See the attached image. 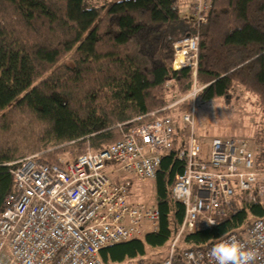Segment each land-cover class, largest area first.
Segmentation results:
<instances>
[{"label":"trees","instance_id":"obj_1","mask_svg":"<svg viewBox=\"0 0 264 264\" xmlns=\"http://www.w3.org/2000/svg\"><path fill=\"white\" fill-rule=\"evenodd\" d=\"M177 0H0V215L13 189L10 169L23 157L72 161L87 149L100 150L132 128L169 113L172 99L200 87L195 103L228 99L236 88L254 96L264 113V0H211L205 20L194 24ZM199 35L196 75L173 70V43ZM195 78V79H194ZM197 105V104H196ZM162 112V113H161ZM187 138L177 123L154 179L159 210L155 230L100 250L105 264L168 255L184 206L172 195L185 160ZM236 192L219 220L185 232L174 256L210 246L264 215L260 202ZM240 204V205H239Z\"/></svg>","mask_w":264,"mask_h":264},{"label":"built area","instance_id":"obj_2","mask_svg":"<svg viewBox=\"0 0 264 264\" xmlns=\"http://www.w3.org/2000/svg\"><path fill=\"white\" fill-rule=\"evenodd\" d=\"M210 7L211 0H190L186 16L198 24ZM198 41L195 32L173 43V70L191 67L196 75ZM194 88L200 89L195 82ZM192 90L162 110L177 106ZM189 101L181 119L193 129L196 103ZM151 114L153 120L103 149H87L75 160L41 161L36 153L17 161L10 169L13 189L0 215V264H105L102 248L155 230L159 210L154 196L150 202L131 199L126 175L154 180L164 151L172 145L174 118L168 112ZM200 151L191 133L178 152L185 166L172 185L173 197L184 206L183 219L168 255L149 264H215L212 247L233 238L258 253L256 264H264V215L210 246L184 249L178 259L174 256L182 235L215 224L222 211L231 209L236 192L264 206V167L258 166L247 138L214 136L208 159L200 160ZM107 163L112 167L104 169Z\"/></svg>","mask_w":264,"mask_h":264},{"label":"rangeland","instance_id":"obj_3","mask_svg":"<svg viewBox=\"0 0 264 264\" xmlns=\"http://www.w3.org/2000/svg\"><path fill=\"white\" fill-rule=\"evenodd\" d=\"M177 1L181 14L190 11V0ZM177 98L172 99L168 103L173 102ZM255 99L254 96H250L247 92L242 91L241 88H236L228 99L218 97L210 101L196 103L193 129L191 126L186 125L182 119L178 122L176 121V123L180 125V133L184 138H188L191 133H194L197 137L201 148L198 156L200 160L208 159L211 150V140L214 136L231 137L236 140L247 138L251 149L255 150L257 159H259L260 163L258 166L264 167V113L258 109ZM168 103L165 106H168ZM177 106L167 111L176 115L179 112ZM160 110L163 111L162 108ZM66 157V154H61L58 160H67ZM110 167L112 165L107 163L104 169ZM126 175L131 181V186L128 189L129 197L150 202L154 196V180L141 179L132 173H127ZM112 176H115V174H112ZM234 181L236 182V180ZM144 233L140 235L141 238ZM150 251L148 252L150 259L159 260L164 257L167 249L164 246ZM114 264H139V262L136 259H131Z\"/></svg>","mask_w":264,"mask_h":264},{"label":"clouds","instance_id":"obj_4","mask_svg":"<svg viewBox=\"0 0 264 264\" xmlns=\"http://www.w3.org/2000/svg\"><path fill=\"white\" fill-rule=\"evenodd\" d=\"M200 91V89L194 88L185 99L193 101L200 94ZM210 254L215 264H256L258 260V253L254 249L248 248L243 242L235 238L222 240L212 247Z\"/></svg>","mask_w":264,"mask_h":264},{"label":"crops","instance_id":"obj_5","mask_svg":"<svg viewBox=\"0 0 264 264\" xmlns=\"http://www.w3.org/2000/svg\"><path fill=\"white\" fill-rule=\"evenodd\" d=\"M129 194V193H128Z\"/></svg>","mask_w":264,"mask_h":264}]
</instances>
